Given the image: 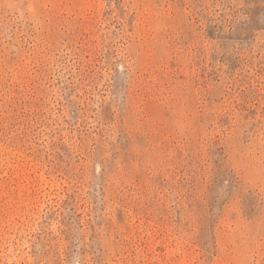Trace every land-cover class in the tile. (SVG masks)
Segmentation results:
<instances>
[{
    "label": "rangeland",
    "instance_id": "1",
    "mask_svg": "<svg viewBox=\"0 0 264 264\" xmlns=\"http://www.w3.org/2000/svg\"><path fill=\"white\" fill-rule=\"evenodd\" d=\"M0 264H264V0H0Z\"/></svg>",
    "mask_w": 264,
    "mask_h": 264
}]
</instances>
